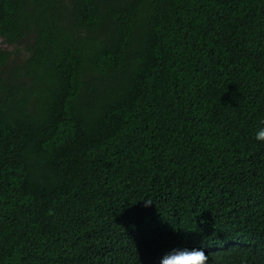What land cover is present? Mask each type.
Returning <instances> with one entry per match:
<instances>
[{
  "label": "trees",
  "instance_id": "1",
  "mask_svg": "<svg viewBox=\"0 0 264 264\" xmlns=\"http://www.w3.org/2000/svg\"><path fill=\"white\" fill-rule=\"evenodd\" d=\"M0 41V264H264V0H0Z\"/></svg>",
  "mask_w": 264,
  "mask_h": 264
},
{
  "label": "clouds",
  "instance_id": "2",
  "mask_svg": "<svg viewBox=\"0 0 264 264\" xmlns=\"http://www.w3.org/2000/svg\"><path fill=\"white\" fill-rule=\"evenodd\" d=\"M255 139L264 142V127H259ZM145 209L153 206L150 200H144ZM158 264H208L209 257L202 247H175L156 258Z\"/></svg>",
  "mask_w": 264,
  "mask_h": 264
},
{
  "label": "rangeland",
  "instance_id": "3",
  "mask_svg": "<svg viewBox=\"0 0 264 264\" xmlns=\"http://www.w3.org/2000/svg\"><path fill=\"white\" fill-rule=\"evenodd\" d=\"M0 46H2L1 41H0Z\"/></svg>",
  "mask_w": 264,
  "mask_h": 264
}]
</instances>
